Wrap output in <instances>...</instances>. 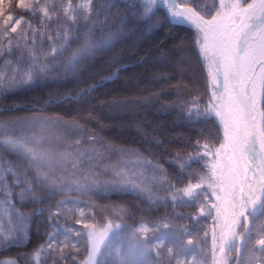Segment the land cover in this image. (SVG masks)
<instances>
[{"label": "snow or ice", "instance_id": "obj_1", "mask_svg": "<svg viewBox=\"0 0 264 264\" xmlns=\"http://www.w3.org/2000/svg\"><path fill=\"white\" fill-rule=\"evenodd\" d=\"M133 7L134 22L148 29L184 26L186 36L173 48L184 54L191 76L168 85L176 96L161 107L208 127L171 156L170 171L150 151L105 140L84 122L93 119L90 113L48 114L126 70L118 66L91 84L81 79L94 57L123 43L129 25L97 32L107 20H99L94 0H0V100L43 80L76 82L75 96L49 92L29 102V115L0 118V249L25 246L32 216L47 211L48 221L31 252L0 258V264H105L102 244L113 228L126 229L128 241L126 249H116V264H264V0H218V6L138 0ZM113 65H120L118 53L108 63ZM153 79L168 77L161 72ZM159 99L152 93L143 103ZM116 193L135 194L146 207L90 202ZM28 202L39 209L22 211ZM160 206L171 210L154 220L143 214ZM97 208L121 222L98 227L88 214ZM201 217L212 221L210 259Z\"/></svg>", "mask_w": 264, "mask_h": 264}, {"label": "trees", "instance_id": "obj_2", "mask_svg": "<svg viewBox=\"0 0 264 264\" xmlns=\"http://www.w3.org/2000/svg\"><path fill=\"white\" fill-rule=\"evenodd\" d=\"M96 2L97 0H94V3ZM137 3L138 0H112L110 5L105 3L102 9L99 8V20H107V23L98 24L96 27L97 32L101 28L104 31H108L109 28L113 26L120 27L122 24H128L129 31L125 33L123 43L117 45L114 52H106L94 57L88 65L83 67L81 71L84 75L81 79L91 84L94 82V79L99 80L100 77L111 75L118 66H127L126 70H122L114 81L99 87L90 96L83 98L81 101H66L63 104L53 106L48 114L63 115L65 118H70L78 112L81 118H83L88 115V111V113H91L93 109L102 107L104 110L100 111L105 112H103L105 120L117 123L121 120L122 122L124 121L123 123H126L127 128L123 130V136H120L121 134H118L112 125H108L103 121L98 122L92 113L93 119L84 121L89 128L97 131L107 141L139 149L146 155L150 151L160 158L166 168L172 171V167L168 163L171 156L178 150H187L188 141L195 140L202 129L208 127V125L204 123L188 124L183 119V116L178 114V109L166 110L161 107L162 104L174 100L176 96L175 91L169 88L168 85L186 82L191 76V70H186L187 65L183 63L184 54L173 48L175 43L186 36V32L183 25H176L173 28L157 27L148 29L143 22H134L136 9L133 5ZM161 47L167 53L163 57L161 56ZM117 53L119 54L120 65H113L109 68L108 63L111 61L113 55ZM152 54H156V59L149 62L147 57ZM193 68H195L194 64ZM135 71H142V73L148 75L162 72L168 79L153 80L152 85L154 86L150 90H147L146 85L141 83V86L133 87L131 92H125L126 88L123 86L129 81L121 84L122 79ZM84 86L86 85H81V87ZM162 88L166 90L161 92ZM75 89L76 82L71 80V78L40 81L38 84L20 90L18 94L9 97L6 101L0 100V118L27 116L30 114L26 111V108L30 107L29 102H34L36 99H44L49 92L53 91L61 93L70 92L72 96H75ZM152 93H160V99L153 100L148 104L143 103V97L149 96ZM125 98L136 99V102L122 104L123 106H120L119 112L115 111V113H112V108L117 109L118 107L109 106V102ZM13 105L14 107H11V110H6ZM157 140L161 141V143L157 144ZM58 198L61 197L57 196L55 199ZM80 198L87 199L84 196ZM54 202L55 200L52 201V203ZM90 202L101 206L115 204L131 207H135L139 203L141 208L146 207L142 201L138 200L136 195L122 193L93 197ZM45 203H48V201H45ZM34 206L31 202L20 205L22 211L26 213H30ZM167 211L166 208L158 207L143 214L154 220L157 217H163ZM141 214L137 210L135 219L139 220ZM46 215L47 211L40 216L37 215L31 218L30 238L25 241L24 247H11L6 250L0 249V258H13L19 252H31L42 241L44 234L48 231ZM92 217L97 222L103 220L113 223L121 222L118 219L113 220L112 217L107 216L102 208H97L93 212ZM127 223L131 225L133 221L129 219ZM116 261L117 258L107 259L108 264H114Z\"/></svg>", "mask_w": 264, "mask_h": 264}, {"label": "rangeland", "instance_id": "obj_3", "mask_svg": "<svg viewBox=\"0 0 264 264\" xmlns=\"http://www.w3.org/2000/svg\"><path fill=\"white\" fill-rule=\"evenodd\" d=\"M201 2H202V5H211V4L215 3L218 6V0H201ZM100 3L101 2L99 1L98 2V6L102 7V4H100ZM212 11L214 12V9H212ZM147 59H148L149 62L154 61L156 59V54H152V55L148 56ZM153 80L154 79H153L152 73L150 75H148V74L142 73V71H135L134 73H130L128 76L124 77L122 79V82L123 81H125V82L124 83L121 82V84H125L126 81H129V82H127L126 85L123 86V87L126 88V90L124 89L125 92L126 91L131 92L133 90V87L141 86L142 85L141 83H144V85H146L147 90H150L154 86V85H152L153 84ZM109 106H111V105L109 104ZM121 106H123V105H121ZM111 107H114V106H111ZM118 108L117 109L112 108V110H113L112 113H115V111L119 112L120 111V107H118ZM100 110H104V109H102V107L93 109V111L91 113L93 114V116H95L94 118H96V120L98 122L99 121L100 122L103 121V122H105L108 125H112L113 128L116 130V132H118V134H121L120 136H123V134H124L123 130H125L127 128L126 123H123L124 121L122 122L121 120H120L121 122L119 121V123H117L115 121L107 120V119L105 120L104 117H103L104 116L103 115L104 111L101 112ZM88 112H87V114H89ZM55 135H56V133L54 131L53 132V140L55 138ZM170 166L172 167L171 170H173V166L171 164H170ZM193 167H196V165H193ZM133 195H135V194H133ZM61 198H58V199H61ZM160 207L165 208L164 206H160ZM167 210L170 211V208L167 209ZM86 212H88L87 209H86ZM88 214L92 216L93 212H90ZM94 220H95V218H94ZM94 220H92L90 222L95 223L98 227H101V228L103 227V225L110 223L108 220L99 221L100 223L97 222V221H94ZM115 223H119V222H115ZM76 227L79 228L80 225H76ZM110 232H111L110 240L108 242V245L104 249V254L105 255L101 256V259L103 261H105V264L107 262V258H109V256H112V254L114 255V253L116 252V249H118V248L126 249L127 246H128L127 239L124 238V236L122 235L123 233L126 232V229H124V228H122V229L113 228ZM149 255H150V258L152 260L156 259L155 253H150ZM112 258H117V257H112ZM140 259H143V258H140ZM32 264H35V261H33Z\"/></svg>", "mask_w": 264, "mask_h": 264}, {"label": "flooded vegetation", "instance_id": "obj_4", "mask_svg": "<svg viewBox=\"0 0 264 264\" xmlns=\"http://www.w3.org/2000/svg\"><path fill=\"white\" fill-rule=\"evenodd\" d=\"M184 211H189V210L188 209H184ZM201 220L203 222V225L209 230V235L207 237H204V231L201 230L200 231V237L204 241V244L206 245V247H207V249L209 251V259H210V251H211V244H212L210 228H211V225H212V221H211V219H206L204 217H201ZM233 264H234V262H233Z\"/></svg>", "mask_w": 264, "mask_h": 264}, {"label": "water", "instance_id": "obj_5", "mask_svg": "<svg viewBox=\"0 0 264 264\" xmlns=\"http://www.w3.org/2000/svg\"><path fill=\"white\" fill-rule=\"evenodd\" d=\"M109 236H110V233H109ZM109 238V237H108ZM108 240V239H107ZM107 240L104 242V244H102V248H103V246L105 245V243L107 242ZM102 250V249H101Z\"/></svg>", "mask_w": 264, "mask_h": 264}]
</instances>
